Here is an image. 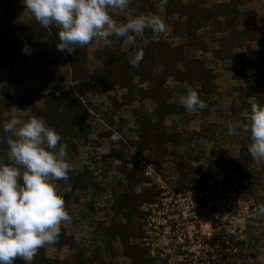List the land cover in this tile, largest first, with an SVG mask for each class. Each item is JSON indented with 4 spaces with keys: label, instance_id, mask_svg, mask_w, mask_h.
I'll list each match as a JSON object with an SVG mask.
<instances>
[{
    "label": "trees",
    "instance_id": "obj_1",
    "mask_svg": "<svg viewBox=\"0 0 264 264\" xmlns=\"http://www.w3.org/2000/svg\"><path fill=\"white\" fill-rule=\"evenodd\" d=\"M10 1L1 0V5L6 7ZM252 1L167 0L163 3L162 0L164 9L159 10L156 0H139L136 6H129L131 13L136 15L154 13L163 19L177 14L178 19L172 23L173 33L181 39L187 38L189 43L196 41L203 52L208 51V44L201 33L211 25L209 37L216 44L212 55L226 65V70L233 71L232 83H240L225 123L210 121L207 125L201 124L196 132V141L204 142L212 152L217 147L226 151L234 142L239 147L238 154L230 158L218 156L204 171L192 166L193 160H202L203 156L186 147V135L176 129L177 122L172 120L169 124L168 120L175 114L187 112L179 104V96L187 90L185 85L197 90L201 98L210 97L218 76L203 56L187 53L185 40L174 43L145 29L143 36L136 38L138 48L132 46L125 51L121 48L122 38L111 37L113 43L107 47L96 39L89 44L96 43L95 59L98 62L97 67L91 69L87 62L89 45L76 48L72 54L62 51L64 56L55 53L59 42L55 26L44 28L33 16L26 23L10 22L0 26V70H8L5 82L0 76V121L11 117L6 112L15 102L19 109L30 113L29 118L41 117L59 132L70 164L79 156L80 147H85L88 154L82 171L71 166L67 181H53L58 192L64 194L72 217L70 224L77 226V230L69 232V223L62 224L59 239L50 244L53 252L48 253L46 246L41 247L31 264H118L115 260L118 255L129 256L133 264H161L148 257L146 250L132 240L141 236L139 219L145 215L141 204L150 201L160 190L153 185L137 191L138 185L148 178L140 161L129 166L130 147L142 152L148 150L149 155L144 159L153 161L159 169L165 166L162 172L165 176L179 174L178 180L182 184L190 177L191 181L198 178L207 187H212L224 184L236 172L243 173L251 185L263 183L264 163L257 164L251 158L249 134L230 136L226 127L229 120L244 121L251 104L264 105V16L241 10L242 5ZM137 49L144 51V57L138 67L132 68L128 57ZM63 59L70 64L69 78L64 77L60 69ZM250 80L253 93L245 86ZM84 90L109 94L104 98V105H95L91 112L93 106L88 108L80 94ZM250 97L254 99L250 101ZM149 100L155 103L154 108L147 105ZM129 113L135 116L138 134L126 141L123 128ZM103 122L107 124V130H104ZM114 131L121 135V140H111ZM91 133L96 136L90 137ZM105 140L111 143L108 153L101 152ZM0 159L9 162L2 130ZM109 172L112 174L108 182ZM90 185L97 193L102 186H108L112 195L114 188L122 191L110 200L113 214H107L105 220L95 216L96 196L89 193ZM81 202H84L85 210L80 209L81 205L75 210V205ZM254 203L256 208L264 204V193L257 194ZM104 210L107 212V208ZM83 215L87 221L82 223ZM91 225H94L93 232L89 234ZM252 225V220H248L247 236L259 241ZM247 236L233 243L241 248L237 255H243ZM116 238L118 242L114 247ZM64 248L72 253L61 254ZM101 251H106L107 255ZM14 264L26 262L17 258Z\"/></svg>",
    "mask_w": 264,
    "mask_h": 264
},
{
    "label": "clouds",
    "instance_id": "obj_2",
    "mask_svg": "<svg viewBox=\"0 0 264 264\" xmlns=\"http://www.w3.org/2000/svg\"><path fill=\"white\" fill-rule=\"evenodd\" d=\"M167 0H163L166 3ZM34 19L44 28L58 29V51L72 54L96 39L111 46V37L122 38L130 46L145 29L166 34L167 27L154 13L129 17L121 22L114 15H127L130 0H22ZM144 51L128 57L132 68L139 66ZM179 104L189 113L208 107L198 91L185 85ZM228 135L249 134L248 152L257 163H264V105L253 103L244 121H227ZM7 145V160L0 159V264H14L17 258L31 264L38 250L59 239L61 225L71 222L64 194L53 181L69 179L71 164L59 132L43 118L16 115L0 121ZM122 137L118 132L112 141ZM264 216V204L257 206L252 219Z\"/></svg>",
    "mask_w": 264,
    "mask_h": 264
},
{
    "label": "rangeland",
    "instance_id": "obj_3",
    "mask_svg": "<svg viewBox=\"0 0 264 264\" xmlns=\"http://www.w3.org/2000/svg\"><path fill=\"white\" fill-rule=\"evenodd\" d=\"M139 0H130L129 6H136ZM215 0H206V3H212ZM158 3L157 7L159 10L164 9V5L162 3V0H156ZM128 7V8H130ZM241 10L243 12L250 13L256 12L259 16H264V0H253L251 3L245 4L241 6ZM27 11V13H24ZM131 8L127 9V15L120 14L119 12L115 13L114 15L118 20L121 22L125 21L129 17L137 16L135 13H131ZM135 12V10H133ZM30 19H32V14L25 9V5L22 3V0H11L10 5L4 7L1 5L0 0V26L6 24V23H26L29 22ZM178 19V15H171L168 18L165 16L163 20L166 23L167 32L166 34H160L164 36L165 38H168L169 40L173 41L174 43H179L181 40H185L187 43V53L191 56H203L206 59V62L208 66L215 68L216 72L218 73L217 78L215 79L214 83V90L211 93V96H205L202 99L205 100L208 107L203 110H199L197 113H189L186 112L184 115H178L175 114L172 117H170L168 120H170L169 124H171L172 120L177 122L178 126H176V129L179 128L184 134L186 135V147H190V151L199 153L203 156L202 160H193L192 166L196 169H204L206 167H209V162L211 160H214L218 156L224 157L227 156V158H230L233 155H237L239 151V147L236 143L232 142L230 144V147L224 150H220L219 147L216 148L215 152H212L208 146L205 145L204 142H198L196 141V132L200 129L201 124H208L210 121L219 122V124H224L225 121L228 118V110L233 98V95L235 94V91L237 90V87L240 85L233 84L231 81L232 73L233 71L226 70L222 62H220L219 59H216L212 55V50L216 47V44L212 43L211 38L209 37L210 29L212 26L210 25L201 33V36L206 40L208 44V51L203 52L201 48L199 47L198 43L196 41L194 42H188L187 38H182L180 36H177L172 31V23ZM224 29V28H223ZM116 38V37H115ZM137 38V37H136ZM119 39V38H116ZM98 42L102 43V40H99ZM137 42V39H136ZM53 43V41H51ZM254 44V43H253ZM138 48V43L135 45ZM254 46V45H253ZM132 46L125 44L122 42L121 48L125 51H129ZM256 47V46H254ZM95 52H96V43L89 45L88 48V54H87V62L89 64V67L91 69H94L97 67V61L95 59ZM55 53L59 56H64L62 51L55 50ZM60 69L62 73L64 74V77H71V70H70V64L68 61L63 59ZM7 74L8 70L6 68H2L0 70V76L2 82H5L7 80ZM137 82V80H136ZM82 87V84L80 85ZM246 89L248 92L253 93V84L252 80L246 83ZM78 91V90H77ZM79 92V91H78ZM82 95V100L87 104L88 108H90L91 112L95 110V105L99 106L104 105V98H106L107 94H96L94 92L85 90L80 93ZM184 94V93H182ZM212 97H215L212 99ZM254 98L250 97V101ZM93 102V105H90V103ZM147 105L150 108L155 107V103L151 100L147 101ZM8 116L16 115L18 118L21 119H27L29 118V112L19 109L16 105V103H12L11 109L6 112ZM201 121V122H198ZM176 124V123H175ZM138 134V126L136 124L135 116L131 113L127 115V122L125 123V126L123 128V136L124 139L132 138L137 136ZM90 137L94 138L96 135L94 133H91L89 135ZM189 145V146H188ZM224 146V145H223ZM111 147V143L109 140L102 141L101 145V152L102 153H108ZM115 147H119L118 144H115ZM130 152L128 153L129 159L128 164L129 166H133L136 161H140L142 165L145 166V175L148 178L143 183H140L137 187V191L141 190L142 187L148 186L151 187L153 185L158 186V182L156 181L157 173L160 174L162 177V183L164 185H176L177 193L176 195L171 191H169V188H165L164 196L166 199V207L165 209H162L160 212L150 211V214H153L150 224L146 227L140 226V232L141 236L138 239H132L135 240V243L139 244L141 247H143L146 250V254L148 256V250L147 248L142 245L143 238L149 234L151 231V236L153 237L154 241L160 239L163 240V237L167 235V230L170 227V224L172 222V216H175L177 222H185L184 226H180L181 228H184V230H188L187 227L192 228L193 224H196V220H199V218L203 219L201 222L203 223V229L207 230L209 227V220H206V216L209 215L212 210L214 212V207L210 209L209 207L206 208L205 204L207 200H214L216 198H219L220 196H211V193L208 195H204V192L208 188L205 184L202 183V180L195 179L194 181H191L187 177L185 178L186 182L185 184L179 183V174H176L173 176H165L162 172L164 170V167L161 169L157 168L156 164L151 161H146L144 159L145 156L149 155V151H138L136 147H130ZM85 147H80L79 156L75 158L71 162L72 168H75L77 170L82 171L84 168L85 163ZM138 156L142 158L139 159ZM153 163V167L156 170L154 173L151 172V174H148L147 171L149 169L148 164ZM195 171V170H194ZM193 171V172H194ZM109 174H112L109 172ZM108 174V175H109ZM161 183V184H162ZM223 187V192L221 193L220 200L221 202H225V210H226V216L227 219L225 221L226 227L229 228L231 226L229 223V220H233L235 224L238 225L240 220H243L244 217H247L253 214L256 209L254 208L256 205L254 203V198L257 194L262 195L264 193V180L261 184H253L251 185L250 182L244 178V174L240 172H236L230 175L229 179L223 184L219 183L218 185H221ZM215 186V185H214ZM90 187H93V185H90ZM179 187V188H177ZM213 187V186H212ZM109 189L108 186L101 187V189L98 191V195L101 194V190ZM113 197L114 199L120 195L122 192L119 188H114ZM164 191V189H160V192L152 198L150 201H158L161 199V192ZM169 191V192H168ZM180 193V195H178ZM95 194V193H94ZM202 194V195H201ZM201 196V197H200ZM184 199V200H183ZM71 202L73 201L70 199ZM177 201V202H176ZM188 201V202H187ZM149 202V201H145ZM144 203V202H143ZM142 203V204H143ZM193 203V204H192ZM195 203H200L201 206L194 205ZM205 203V204H204ZM82 204V203H81ZM81 204L75 205L74 209L76 210V206H79ZM141 204V205H142ZM228 205L232 206L229 207ZM68 203L65 202V208L67 209ZM83 206L80 207V209H84ZM107 208V212H100L97 216L100 220H105L107 218V214H113L111 209V203H108V206H105ZM142 211V210H141ZM229 211H231L229 213ZM82 217V223L87 221L86 215H83ZM146 216V215H143ZM142 216V217H143ZM214 216V215H213ZM211 216L210 218H212ZM197 217V218H196ZM199 217V218H198ZM209 218V217H207ZM108 220V219H107ZM139 222H141V218L139 219ZM142 223V222H141ZM188 225H187V224ZM148 224V223H147ZM252 228L253 231L256 232V234L259 237V241L256 240H250L249 243L246 242V244L243 247V255H239L240 264H264V216H257L254 219V222H252ZM76 227V229H74ZM72 226L70 223L67 225L69 232H74V230H77V226ZM94 225L89 226L88 233L90 234L93 232ZM179 229V228H178ZM199 229V228H198ZM258 232V233H257ZM118 238H116L114 242V247H116ZM48 253H52V247L50 245H45ZM64 252L71 254V250H67V248H64L63 251H61V254H64ZM103 252V251H101ZM103 254L106 256V251L103 252ZM149 257V256H148ZM115 260H117L118 264H133L132 259L127 255H118ZM66 264V263H65ZM162 264V263H161Z\"/></svg>",
    "mask_w": 264,
    "mask_h": 264
},
{
    "label": "built area",
    "instance_id": "obj_4",
    "mask_svg": "<svg viewBox=\"0 0 264 264\" xmlns=\"http://www.w3.org/2000/svg\"><path fill=\"white\" fill-rule=\"evenodd\" d=\"M106 94L108 95L109 92ZM103 126L104 130L108 129L107 124L104 123ZM87 157L88 154L86 152L85 159ZM138 158L142 160L140 156H138ZM148 167V174L156 171L153 167V163L148 164ZM106 180L108 182L111 181V174L107 176ZM156 181L159 184L156 186L157 189L160 190L163 188L164 191L161 192L162 196L160 200L144 202L141 205L140 208L146 215L141 218V224L144 227L150 224V220L153 216V214L149 213L150 211L153 212L157 210L160 212L162 209H165L167 205L164 200L166 199L164 196L165 188H169V191H172L175 195L177 193L176 185H164L159 173H157ZM101 192L102 195H97V190L95 191V188H89V193H95L96 196V218H98L97 215L100 212H106L104 210L105 206H108L110 200L112 201V198H114L107 189L101 190ZM222 192V185H215L213 187H208L203 196L208 195L209 197V194L211 193V196L213 197L215 193V196L221 197ZM178 195H180V193ZM220 197L212 201L207 200L206 204L204 203L206 208L209 207L212 209L214 207V212L210 210L211 212L206 216V220L210 219V228L207 230H202L203 223L201 221L203 219L199 217V220H196V224H193L192 228L187 227L188 230H184V228H181L180 226H184L185 222H177L175 216H172V222L167 230V235L163 237V240L158 239L154 241L150 231L149 234L143 238L142 242V245L148 250V256L157 259L162 264H235V262L236 264H240L239 255H237V253L241 251V248L233 243L237 240L246 239L247 221L252 220V222H254V219L251 218V213V215L240 220L238 223L239 226H237L233 220H229V226L231 227L227 228L225 224L227 219L225 202H221L222 199L220 200ZM81 203V206L84 207V202ZM194 205L201 206L200 203H195ZM227 207L229 209V207L232 206L228 205ZM254 208L256 209V207ZM230 212L231 211H229V213ZM211 216L213 217L210 218ZM214 238H216V241L213 242ZM250 240L252 239L247 236V243H249Z\"/></svg>",
    "mask_w": 264,
    "mask_h": 264
},
{
    "label": "crops",
    "instance_id": "obj_5",
    "mask_svg": "<svg viewBox=\"0 0 264 264\" xmlns=\"http://www.w3.org/2000/svg\"><path fill=\"white\" fill-rule=\"evenodd\" d=\"M185 1H188V0H185ZM24 13H27V11H25ZM29 81H30V80H29ZM81 84H83V83H81ZM81 84H80V85H81ZM84 91H85V90H84Z\"/></svg>",
    "mask_w": 264,
    "mask_h": 264
}]
</instances>
